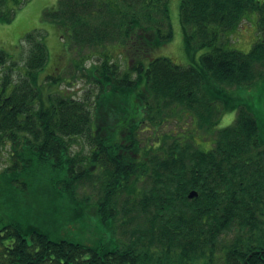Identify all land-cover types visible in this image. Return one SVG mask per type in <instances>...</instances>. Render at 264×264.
Here are the masks:
<instances>
[{
    "label": "trees",
    "instance_id": "trees-1",
    "mask_svg": "<svg viewBox=\"0 0 264 264\" xmlns=\"http://www.w3.org/2000/svg\"><path fill=\"white\" fill-rule=\"evenodd\" d=\"M27 1L0 0V22ZM170 2L59 0L43 12L77 52L81 96L41 79L44 35L25 36L23 69L13 59L0 79V154L9 146L11 160L0 264H264L250 261L264 250V0H182L188 49L212 46L190 65L154 56L174 34ZM253 14L260 38L228 46ZM176 114L194 131L166 130ZM197 132H213L211 145ZM87 186L100 189L94 203L78 194ZM91 220L95 244L70 238Z\"/></svg>",
    "mask_w": 264,
    "mask_h": 264
},
{
    "label": "rangeland",
    "instance_id": "rangeland-1",
    "mask_svg": "<svg viewBox=\"0 0 264 264\" xmlns=\"http://www.w3.org/2000/svg\"><path fill=\"white\" fill-rule=\"evenodd\" d=\"M59 0H29L19 7L16 15L10 22H0V53L12 55V58L5 59L0 63V79L4 75L7 66L14 59L19 68L23 69L24 59L28 53L29 43L26 35L29 32L43 33V38L47 44L49 57L45 68L41 71V79H47V76L58 78L61 82L60 88L68 92H74L76 96H81L89 87V85L80 78H73L74 61L78 57L74 47H70V38L61 27L53 21L42 19L43 12L54 6ZM182 0H171L170 2V17L173 27V37L166 44L157 48L154 51V56H167L177 63L190 65L199 60L202 53L210 51L212 46H206L199 49H188L185 41L184 30L180 19V4ZM258 17L253 16L245 18L238 29L228 37V46L237 48L243 51H249L253 43L260 38L261 34L258 31ZM98 52V51H97ZM118 52V50H117ZM96 54V53H95ZM94 56L92 61L96 59ZM128 58V56H126ZM90 61H88V65ZM20 69L14 72L17 77ZM236 112L229 111L222 116L216 128L229 125L235 118ZM195 124L192 118L181 114L170 117V122L167 123L165 129L182 130L185 133L194 131ZM196 141L201 143V136L206 138V142L210 145L213 141V132H197ZM202 147L208 149L207 143L202 144ZM78 146L75 148L77 149ZM10 147L2 149L0 154V170L10 164ZM99 188L87 186L78 190L79 196L88 194L91 197V203H94L99 198ZM90 219H88L89 221ZM87 221V224H88ZM42 222V221H41ZM43 224H45L43 222ZM89 229H84L83 232L79 229H73V237L75 240H85L90 244H95L98 240L96 234L95 220L90 221ZM93 225V226H92Z\"/></svg>",
    "mask_w": 264,
    "mask_h": 264
},
{
    "label": "flooded vegetation",
    "instance_id": "flooded-vegetation-1",
    "mask_svg": "<svg viewBox=\"0 0 264 264\" xmlns=\"http://www.w3.org/2000/svg\"><path fill=\"white\" fill-rule=\"evenodd\" d=\"M252 255H258V260H256V257H251L250 261L252 263H256V262H262L264 261L263 256H264V250H254L250 252V256Z\"/></svg>",
    "mask_w": 264,
    "mask_h": 264
},
{
    "label": "water",
    "instance_id": "water-1",
    "mask_svg": "<svg viewBox=\"0 0 264 264\" xmlns=\"http://www.w3.org/2000/svg\"><path fill=\"white\" fill-rule=\"evenodd\" d=\"M198 195V192L196 190H192L190 193H189V197H194V196H197Z\"/></svg>",
    "mask_w": 264,
    "mask_h": 264
}]
</instances>
